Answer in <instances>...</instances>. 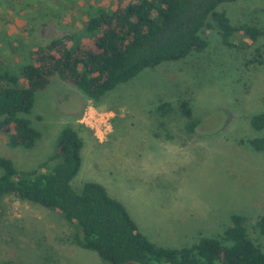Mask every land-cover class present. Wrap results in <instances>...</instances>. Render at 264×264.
Wrapping results in <instances>:
<instances>
[{"label": "rangeland", "instance_id": "obj_1", "mask_svg": "<svg viewBox=\"0 0 264 264\" xmlns=\"http://www.w3.org/2000/svg\"><path fill=\"white\" fill-rule=\"evenodd\" d=\"M114 2L0 0V73L19 76L31 51L57 37L72 34L70 45L90 42L85 23L101 9H113ZM218 9L232 24L264 27V0L226 2ZM204 35L205 50L144 69L98 102L51 77L25 115L40 139L31 149L10 147L0 131V156L17 169H37L52 154L60 130L71 125L83 138L72 185L80 190L85 181L101 183L156 245L189 246L201 236L220 235L237 213L264 250L256 226L264 214V151L247 142L264 134L250 124L264 111V62H248L256 47L264 50V39L251 44L235 36L236 47H227L215 27ZM179 98L189 99L200 120L193 133L177 111ZM161 99L176 110L160 116L155 107ZM88 110L110 112L107 133L97 136L81 121ZM1 205L0 264H106L73 242L77 226L60 213L13 195Z\"/></svg>", "mask_w": 264, "mask_h": 264}, {"label": "trees", "instance_id": "obj_2", "mask_svg": "<svg viewBox=\"0 0 264 264\" xmlns=\"http://www.w3.org/2000/svg\"><path fill=\"white\" fill-rule=\"evenodd\" d=\"M233 1L237 0H115L113 9H101L85 23L90 42L70 45L72 34H66L37 46L19 76L0 73V131L6 134L8 146L31 149L40 139V131L25 115L32 110L36 92L53 76L98 102L144 69L205 50L204 30L211 26L227 47H236L235 36L251 44L264 39V27L232 24L226 12L218 9ZM254 53L248 62L263 63L264 50L256 47ZM155 110L164 116L176 109L161 99ZM177 111L186 119V131L193 133L200 120L193 116L189 99L179 98ZM250 124L263 130L264 111L254 114ZM247 142L254 150L264 151V134ZM82 147L79 130L65 125L52 154L37 169H17L10 158L0 156V213L7 195L60 213L77 226L73 242L95 251L106 264H264V250L250 237L245 217L237 213L230 215V224L220 235L201 236L189 246L156 245L101 183L85 181L80 190L72 185ZM256 226L264 235V214Z\"/></svg>", "mask_w": 264, "mask_h": 264}, {"label": "built area", "instance_id": "obj_3", "mask_svg": "<svg viewBox=\"0 0 264 264\" xmlns=\"http://www.w3.org/2000/svg\"><path fill=\"white\" fill-rule=\"evenodd\" d=\"M110 112L106 111H96L88 110L86 111L81 121L95 130V134L99 136L100 134H105L110 128Z\"/></svg>", "mask_w": 264, "mask_h": 264}]
</instances>
